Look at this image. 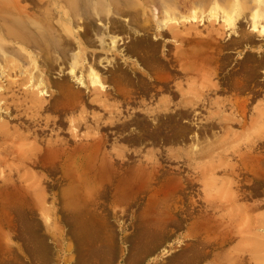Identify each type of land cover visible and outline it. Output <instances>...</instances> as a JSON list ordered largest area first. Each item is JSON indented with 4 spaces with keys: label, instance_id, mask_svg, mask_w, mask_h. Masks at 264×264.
<instances>
[{
    "label": "rangeland",
    "instance_id": "374dc122",
    "mask_svg": "<svg viewBox=\"0 0 264 264\" xmlns=\"http://www.w3.org/2000/svg\"><path fill=\"white\" fill-rule=\"evenodd\" d=\"M196 1L83 0L82 10L72 14L64 0L58 3L53 0H0V87L4 88L0 94L5 96L0 95V117L4 121L11 118L9 125L18 128L21 137L28 135L27 139L19 140L22 149L34 143L45 147L47 141L61 142L66 149L62 158H50L45 165L20 163L17 175H14L18 185L31 183L34 192L31 201L33 211H16L27 212L29 217L21 213L24 219L18 220V234L10 238L21 264H37L32 249L30 251L27 246L35 242V236L46 242L47 264H264V62L258 67L255 79L248 81L242 91L229 88L231 81L220 78L238 69L237 64L244 54L256 49L239 46L220 52L229 54L231 62L219 67L217 73L209 78L213 83L219 82L223 90L208 94L204 104L195 105L188 117L182 107L175 104L179 95L170 92L162 83L185 84L181 73L175 70L177 66L172 67L171 62L166 65V54L175 50L179 40L169 33L158 39L156 51L167 66L163 74L168 77L164 81L153 78L156 76L154 70L149 71L139 65L137 55L129 54L128 45L132 39L142 36L153 41L156 31L153 12L156 15L159 11L162 15L165 6L172 5L177 14L190 17L192 9L197 7ZM206 1L207 8L197 17L195 25L201 36L211 26L222 24L219 15L204 18L212 5V0ZM229 2L220 1L225 6ZM117 6L119 13L115 12ZM133 17L139 22L134 25L136 32L129 28ZM240 20L242 17L237 19ZM25 23L31 25V37L34 38L25 48L41 53V57L42 52L47 50L44 38L53 44L57 41L69 44L68 57L50 70V78L71 82L72 93L82 86V101L78 98L76 101L73 98L63 101L61 97V106L52 87L43 96L47 109L34 106V77L42 58L38 57V63H34L31 57H27L31 54L19 46L14 34L9 33V29L20 32ZM114 23L122 24L124 30L115 31ZM185 24L189 26L188 21ZM223 28L221 40L224 43L237 37L238 34L226 25ZM96 29L115 35L120 43L118 48L124 50L125 56L117 55L116 48H109L101 41ZM177 30L184 31L182 27ZM107 41L109 38H106ZM262 42L264 40L257 43ZM79 50L88 55L85 64L70 73V54ZM115 64L116 69L125 72L126 76L129 73L127 79L136 80L135 83L119 79L113 71ZM91 65L99 71L102 86L90 82L87 68ZM131 69L137 75L144 74L145 78L139 81L131 78L134 76ZM146 71L150 76L146 75ZM78 74L84 77L83 84L75 80ZM182 87L188 90L187 86ZM163 98H171L169 109L157 114L156 108ZM229 98L246 101L249 115L259 112L256 124L247 129V132L259 134V148L254 152L257 161L244 163L242 160L248 157V153L241 127L230 126L236 133V137L232 138L227 132L226 121L208 115V112L218 108L211 101L227 102ZM226 109L222 114H229L230 110ZM6 112L11 114L6 116ZM174 113L176 117L172 118ZM156 118H159V124L168 125L166 128L169 130L162 136H144L137 141L141 125L152 130L158 126ZM70 120H78V126ZM137 121H142V124H137ZM173 130L182 133L173 139L170 136ZM96 139L100 140L101 146V152L91 161L96 164V170L89 174L81 170L79 172L83 174L80 175L75 168L78 152H81L79 148L82 143L85 145ZM211 140L215 142L209 148H203ZM201 146L203 149L197 151ZM100 164L103 171L99 168ZM1 170L0 178L8 174L7 167H1ZM24 226L28 228L29 235L31 229L37 232L31 233L32 242L24 239L21 231ZM61 247L65 250L60 260L57 255Z\"/></svg>",
    "mask_w": 264,
    "mask_h": 264
},
{
    "label": "bare ground",
    "instance_id": "6f19581e",
    "mask_svg": "<svg viewBox=\"0 0 264 264\" xmlns=\"http://www.w3.org/2000/svg\"><path fill=\"white\" fill-rule=\"evenodd\" d=\"M59 1L60 0H53L54 3H58ZM82 1L83 0H64V2L66 4H69L68 6L70 7L72 14L78 13L79 11L82 10V3H83ZM220 1L221 0H212L211 1L212 5L209 6L208 14L206 16L204 15V18L207 19L210 16L217 17L219 15L218 17L220 18V21L222 22V24L220 26H217V27H215V26L210 27L209 26L210 29L208 30V32L205 35L201 36L200 30H198L197 26H195V25H197L196 24L197 23V20H196L197 17L199 15H201L202 13H204V10L207 8L208 2L206 0L205 1H199L198 0V1L194 2L195 4H197L196 5L197 7L192 9V11H191L192 13L189 14V15H191L190 17H188V15L186 16L183 14H177L178 11L176 12L175 10H173L172 5L170 7H168L166 5L167 7L165 6L164 10L161 11L162 15H159L158 10H157L158 12L156 15L153 12V14L155 15V16L153 15V17L155 19L154 21H155V29H156L155 35H154L155 37H153L154 38L153 41H148L146 38H142V36H141V38L132 39L128 45V50H129L130 56H133L134 54H136L137 55V61L136 62L139 65L142 64L147 69H149V71L154 70V73L156 76H153V78H160L164 81L168 77L167 74H163L165 72L164 71L165 67H167L166 65H169V62H171L172 67L177 66V68L175 70L177 72L181 73V77L184 78L185 84L177 82V83H174L171 85L167 81H164L162 83H163V86H165L170 92H173V94L175 93V94L179 95V100L177 102H175V104H176V106L178 105V106L182 107L181 109L183 110V113L186 114V116L188 113H190L191 109L194 111L195 105L200 104V103L204 104V101L208 99V96H207L208 94H210V93L215 94L218 91L223 90V87L221 86V84L219 82L213 83L209 77H211L212 75H215L217 73L216 70L219 69V67L222 68V67H224V65L230 64L231 60L229 59V54L225 55V54L220 53L224 49H230L231 50L234 47H239V46H242V49H243V47L256 49L255 51L246 52L244 54L243 58L237 64V65H239L238 69H236L232 72V73H234V75H232V73L231 74L229 73L227 75L223 74L224 76L222 75L220 77L223 81L225 78H227V79H229V81H231L228 84V87L231 89H236V90H240V91L245 89L246 85L248 84V81L255 79V77L257 75L258 67L260 66V64L262 65V63L264 62V47H263L264 43L263 42L261 44L257 43L258 41L264 40V0H230L229 4L226 6L222 5L221 4L222 2L220 3ZM145 2H146V0H145ZM183 4H185V3L183 2ZM22 10H24V8ZM115 12L116 13L120 12V8L118 6L116 7ZM82 14L83 13L81 12V15ZM135 15H137V14L135 13ZM149 17L151 18V16H149ZM239 17H242V20L237 21V19ZM132 19H133V21L129 22V23H131L129 25L130 26L129 28L131 31L136 32L137 29L134 25H136V23L138 21H136V19H134V17ZM185 21L189 22V26H187L185 24ZM142 22H143V20H142ZM68 23H70V22H68ZM33 24H34V22L32 23V25ZM224 25H226V27L230 28L232 31H234L238 34V35H236L237 37L232 38L230 41H228L226 43H224L223 39L221 40ZM1 27H2V25L0 24V28ZM180 27L183 28V30H184L183 32H179L177 30ZM66 29L69 32L71 31L68 26L66 27ZM20 30H19L20 32H17V31H13L12 29H9V33L14 34V39L20 43L19 46L24 51H27L29 54H31L27 57H31L33 62L36 63L38 61V57H41V53L34 52L32 49L29 50V49L25 48V47H28L30 45V42H32L31 39H34L33 37H31L32 27H31V25L29 26L25 23V25L22 24V27H20ZM114 30L115 31L124 30V26L122 24H119V23H114ZM81 33H84V29L82 30ZM96 33L99 34L98 35L99 39L101 41H104V43L106 45H108L109 48L110 47L116 48L117 51L116 50L115 51H116L117 55L125 56L124 50L122 48H118V45L120 43L118 42L117 37L115 35H109V33L107 31L105 32V31H101V30H97V29H96ZM168 33L171 34L172 36L176 37V39L179 40L178 41L179 44H177V45L174 44L175 50H173L171 53L168 50L169 52L166 54V59H167L166 62L167 63L165 65V63H163V61H164L163 58H160V56L157 54L156 50H158V49H157L156 45H157L159 37L165 36ZM3 34H6V32ZM106 38H109V41L106 42ZM120 39H122V38H120ZM44 40H45V47L47 50L45 52H42V53H44V54H42V57H41L42 59H41V64H40V67H42V68L39 67L38 72L34 77L35 78V91L33 93L34 97L32 98L34 106L38 107V108L43 107L44 110L47 109L48 106L46 104H44L45 101L43 99V96L47 95V89L52 88V87L56 90V91L55 90L54 91L57 92L55 98H56L57 102H61V106H62L61 97L63 98V101H64V99L67 100L68 98H73V100L75 99V101L78 98L79 100L82 101L84 98V96L82 95V86H79V87L77 86L78 88L76 89V92H73L74 93L73 94L71 91L73 89H71V86H70L71 82L63 81L62 79H60L59 81H53L50 78V70H52L53 67L55 65H57L59 62L60 63L64 62V60L68 57V55H69V49H68L69 44L67 46V44L64 41H59V42L57 41L53 44L47 38H44ZM162 41H164V40H162ZM35 42H36L35 44H37V41H35ZM164 43H165V41H164ZM82 44H84V43H82ZM78 45H80V44H78ZM1 46H3V45H1ZM75 51H77V50H75ZM78 52L70 54L71 56H70V59L68 61L69 66H70V73H72L73 70L77 66H81V67L84 66L83 63L86 60L85 58L88 56V55L86 56L84 51L79 50ZM250 55H252V56H250ZM213 63H214V66L212 65ZM127 64H128V62H127ZM116 66H117L116 64L113 66V71L115 72L116 76L119 79H121V80L123 79L124 81H127V82L130 81L132 83H135L136 80L135 81L130 80V78L127 79V76L129 75V73L126 76V73L123 72L122 70L116 69L117 68ZM135 67H137V66H135ZM146 68H145V70H146ZM136 69H138V68H136ZM159 72H161L162 74H160ZM132 73L134 74V76L131 78H135L138 81L142 80L144 77V74L137 75L135 73V70H132ZM139 73H140V70H139ZM26 74H27V72H26ZM87 75H88L91 83L99 84L100 86L103 85L100 73L98 70H95L93 68V65H91L87 68ZM146 75L150 76L147 71H146ZM219 76H220V74H219ZM74 78L78 83H81V84L84 83L83 82L84 77L82 75H80V74L75 75ZM18 82H20V80ZM148 83H149V81H148ZM33 84H34V82H33ZM183 85L187 86L188 90H185L186 88L184 89L182 87ZM3 86H5V85H3ZM84 86H85V84H84ZM172 86H174V88ZM3 89L4 88L1 86L0 91H2ZM144 89H147V87H145ZM30 90H28V92ZM51 91H52V89H51ZM131 92L132 91H130V93ZM24 94H26V93H24ZM29 94L31 95V93H29ZM0 95H1V97H2V95H3V97H5L4 93L3 94L1 93ZM233 96H234V94H233ZM22 98H26V97L22 96ZM230 98L228 99L227 102L219 101V100H216L215 102H212L211 100H210L211 102L207 101V102L213 103L216 106H218V108L215 111L208 112V115H209V117H213V115H215L216 117L217 116L219 117V119H220L219 121H226L227 122L226 128L228 129L227 132L229 134L231 133L232 138L236 137V133H234L231 130L230 126L235 125V126L241 127L242 128L241 136H244V140H246V141H244V146H245V148H247L246 151L248 153V157H245V158L243 157L242 160L244 161V163L249 162V161L250 162L251 161L252 162L257 161L256 159H258V158H256V155L254 152L256 151L257 148H259L258 142H257L259 134L257 132H247V129L252 128V126L256 122V117L259 115V112H256V115L255 114L249 115L250 108H249V105L246 101H241V100L237 99L238 97L236 99H230ZM234 98H235V96H234ZM170 99H164L163 98L162 100H160V103H159L158 107L156 108L157 114H160L161 111L169 109V103L171 101ZM12 100H14V99H12ZM4 102H6V101L4 100ZM14 103H16V102L14 101ZM64 103H66V102H64ZM70 103H69V105H71ZM53 105L54 104H52V106ZM71 106H73V105H71ZM66 107L68 108V106H66ZM226 108H228L230 110L228 115L222 114V112ZM171 109L173 110V108H171ZM116 110H117V108H116ZM147 111L148 110L146 109V112ZM164 112H166V111H164ZM6 113H7L6 116H9V114H11V112H6ZM175 113L172 114V118L176 117ZM1 114H2V112H0V116H1ZM162 114H164V113H162ZM10 119L11 118H9L8 121H4V119L2 120V118L0 117V168L1 167H7L8 168V174L4 175L3 177L0 178V264H21V262L18 260V256H17V253L15 251L14 245L10 242V238L13 236L14 237L17 236L16 234H18L17 233V231L19 230L18 226H17L18 220L20 221V219H24V217L22 218L21 213H24L27 215V217H29L27 212H16V211H20V210L28 211V212L33 211L34 207L32 206L31 201H32V194L34 195V192H33V186L31 183H25L24 182V184L18 185L17 178H15L14 175L15 174L17 175V170L19 169L20 163L25 164V165H27V164L45 165L48 161H50V158H53L54 160H55V158H60V157L62 158L63 154L66 152V149L62 145L61 142H55L54 143V142H50V141L46 142V145H44L45 147H40L38 144H35L33 142L34 143L33 145H30V146L28 145L24 149L20 148L19 140L27 139L28 135L23 134V136H22L23 138H22L21 137L22 133L19 132L18 128H16L15 126L9 125ZM158 119L159 118H156L155 120H158ZM262 119H264V118H262ZM81 121L82 120H80V123H81ZM120 121H121V119H120ZM70 122H74V125L78 126L77 123L79 121L78 120H70ZM150 122H152V121H150ZM153 123H154V121H153ZM176 123H178V122H176ZM137 124L141 125L142 121H137ZM156 124L158 126L152 130L148 129L145 125L142 124L140 131L139 132L137 131L138 132V137H136L137 141H141L144 136H148V137H152L153 135L162 136L163 133H165L167 130H169L168 128H166V127H168V125L166 126L164 124L163 125L159 124V120L156 122ZM81 125H82V123H81ZM1 127L2 128L4 127L5 129L2 130ZM125 128L123 130H125ZM134 133H136V132H134ZM181 133L182 132L178 133L177 130H173L172 135H170V136L174 139L175 137H177ZM191 134H192V132H191ZM99 141L100 140L96 139V140H93V142H89L85 145H83V143H82V146H80L79 150L81 152H78V162H77V166L75 167L77 172L80 173V175L83 174V173L79 172L81 170H85L89 174L90 171L92 172L96 168V166H95L96 164L94 165L91 161L93 160L92 159L93 157H95V156L97 157L99 152H101L100 151L101 146H100ZM213 141L215 142V140H213ZM213 141L212 140L207 141L208 143L205 146L202 145L203 148H209L212 145V143H214ZM147 142H148V140H147ZM202 146L199 149H197V151L202 150L203 149ZM100 158H103V157L100 156ZM95 159L97 160V158H95ZM100 160H99V162H100ZM49 163H52V162H49ZM99 168L102 170L103 166L100 164ZM111 170H113V169H111ZM1 172H2V170L0 171V173ZM98 173H96V174H98ZM141 174H140V177H141ZM92 175L95 176V174H92ZM121 176H119V177H121ZM79 177H82V176H79ZM122 177H124V176H122ZM144 177H145V175H144ZM100 179H101V177H99L98 180H100ZM138 181H139V179H138ZM169 184H171V183H169ZM79 191H80V189H79ZM41 206L44 207V205H41ZM47 227H48V225H47ZM20 228H21V226H20ZM21 231H22L24 239L26 238V240H28V241H31L30 238L33 239L32 237H30V236H32L31 233H37L33 229H31L30 235H29L28 228H25V226L22 228ZM18 237H20V236H18ZM60 237L63 239L62 231L60 232ZM95 241H97V240H95ZM27 246H29L30 251L32 249V252L34 253V255L36 257L35 260H36L37 264H47L48 263L49 255H48V251H47V245H46V242L44 239H42V238L37 239V236H35V242L28 244ZM63 249L64 248L61 247V249L59 250V253L57 255L60 260L63 257V252H64Z\"/></svg>",
    "mask_w": 264,
    "mask_h": 264
}]
</instances>
